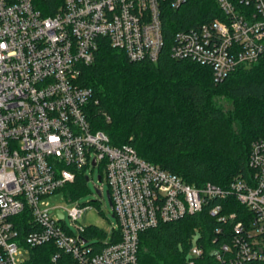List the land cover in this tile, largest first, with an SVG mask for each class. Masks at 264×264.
Here are the masks:
<instances>
[{
    "label": "built area",
    "instance_id": "1",
    "mask_svg": "<svg viewBox=\"0 0 264 264\" xmlns=\"http://www.w3.org/2000/svg\"><path fill=\"white\" fill-rule=\"evenodd\" d=\"M186 1L54 0V13L45 14L46 0H0V264H27L31 249L42 246L53 263L140 264L141 233L207 207L220 224L212 240L216 260L264 264V137L252 144L246 175L225 188L198 187L131 145H112L88 118L93 90L79 78L101 39L132 62H157L168 11ZM213 1L221 18L177 31L170 55L211 68L221 82L264 61V0ZM95 167L117 220L111 234L79 225L86 207L77 200L67 196L75 205L64 209L48 201ZM204 254L197 233L186 264Z\"/></svg>",
    "mask_w": 264,
    "mask_h": 264
},
{
    "label": "trees",
    "instance_id": "2",
    "mask_svg": "<svg viewBox=\"0 0 264 264\" xmlns=\"http://www.w3.org/2000/svg\"><path fill=\"white\" fill-rule=\"evenodd\" d=\"M46 1L45 14H53L54 0ZM221 16L213 0H187L180 10L168 11L166 46L157 62H132L102 38L95 61L82 67L79 78L82 87L93 90L88 118L94 131L105 132L114 146L131 145L142 159L198 187L212 183L225 188L246 175L252 144L264 137V61L216 82L211 68L170 55L177 31ZM220 96L232 100L234 109L225 111ZM86 182V176L78 175L64 188L69 200H76ZM219 225L207 207L145 231L139 263L186 264L198 233L205 254L197 264H222L211 251ZM48 249H31L27 264H61L51 261Z\"/></svg>",
    "mask_w": 264,
    "mask_h": 264
},
{
    "label": "rangeland",
    "instance_id": "3",
    "mask_svg": "<svg viewBox=\"0 0 264 264\" xmlns=\"http://www.w3.org/2000/svg\"><path fill=\"white\" fill-rule=\"evenodd\" d=\"M218 104L224 108L225 111H231L234 109V103L226 96H220L217 98ZM103 173L99 167L87 168L85 175L89 176V180L85 183L84 188L77 189L79 196L76 198L77 203L85 206V210L82 217L78 219V224L89 228L96 227L100 232L111 234L113 226L117 224V220L114 217L113 209L108 199L109 187L105 181L99 180V175ZM102 188V195L100 196L97 189ZM68 194L64 191L58 192L51 196L48 201L51 207L71 208L75 204H70L67 201ZM65 224L75 234L78 233V229L75 224L72 223L69 217H66ZM77 225V224H76ZM93 241H98L99 237H94Z\"/></svg>",
    "mask_w": 264,
    "mask_h": 264
},
{
    "label": "water",
    "instance_id": "4",
    "mask_svg": "<svg viewBox=\"0 0 264 264\" xmlns=\"http://www.w3.org/2000/svg\"><path fill=\"white\" fill-rule=\"evenodd\" d=\"M93 165H95V162H93ZM87 180H88V177H87ZM99 180H101V176H99ZM98 194L101 195V192L100 190H97ZM108 199H109V202H110V205L112 207V201H111V197H110V194L108 192ZM63 218V216L61 215V219Z\"/></svg>",
    "mask_w": 264,
    "mask_h": 264
}]
</instances>
